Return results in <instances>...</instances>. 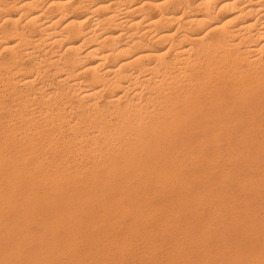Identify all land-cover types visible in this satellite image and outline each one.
Wrapping results in <instances>:
<instances>
[{"label": "bare ground", "instance_id": "6f19581e", "mask_svg": "<svg viewBox=\"0 0 264 264\" xmlns=\"http://www.w3.org/2000/svg\"><path fill=\"white\" fill-rule=\"evenodd\" d=\"M257 128L264 0H0V264H264Z\"/></svg>", "mask_w": 264, "mask_h": 264}, {"label": "rangeland", "instance_id": "374dc122", "mask_svg": "<svg viewBox=\"0 0 264 264\" xmlns=\"http://www.w3.org/2000/svg\"><path fill=\"white\" fill-rule=\"evenodd\" d=\"M5 57L6 56L4 55V56L1 57V59L3 60ZM242 131L243 130L241 128H236L234 133H235V135H237V134L241 133ZM253 134L256 135L259 138L258 143H260V145L262 146V151L258 154L257 157L253 156V155L249 156L247 158L246 164H247V162H249L251 165L260 164L259 166H261V169H262V168H264V128L254 129L253 130ZM236 143H237V145H239V147H244V145H242L241 142H236ZM221 148H222V151L224 152V156H226L227 155V151H228L229 148L226 145H224V144L221 146ZM222 159L220 160V166L224 167L229 173H231L232 176L228 177L226 179V181H228V184L231 185L232 187L235 185V182L233 180V176H234V179L235 178L243 179L244 177H246L249 174V170L250 169H248L246 167L245 168L244 167L241 168V165H240L241 169H239L238 165H235L236 161L229 162L226 159V157H223ZM202 165H204V167L206 166L205 164H202ZM255 171H257V170H255ZM218 174H219V171L217 170V171L214 172V176L213 177L216 178L218 176ZM216 189H219V187L216 186ZM258 193H259V195H258L259 196V201L262 202L263 201V197H261V196H264V188ZM204 210L207 211L206 208H204Z\"/></svg>", "mask_w": 264, "mask_h": 264}]
</instances>
